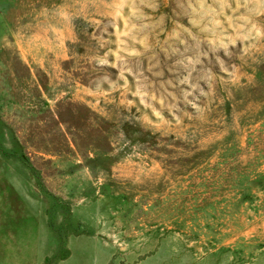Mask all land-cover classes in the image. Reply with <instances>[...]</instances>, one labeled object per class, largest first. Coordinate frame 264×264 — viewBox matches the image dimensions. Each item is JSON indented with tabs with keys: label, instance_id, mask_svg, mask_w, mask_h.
<instances>
[{
	"label": "rangeland",
	"instance_id": "1",
	"mask_svg": "<svg viewBox=\"0 0 264 264\" xmlns=\"http://www.w3.org/2000/svg\"><path fill=\"white\" fill-rule=\"evenodd\" d=\"M0 264H264V0H0Z\"/></svg>",
	"mask_w": 264,
	"mask_h": 264
}]
</instances>
